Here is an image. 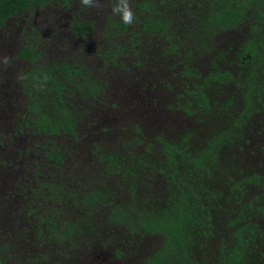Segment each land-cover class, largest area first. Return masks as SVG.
<instances>
[{"label":"trees","instance_id":"16d2710c","mask_svg":"<svg viewBox=\"0 0 264 264\" xmlns=\"http://www.w3.org/2000/svg\"><path fill=\"white\" fill-rule=\"evenodd\" d=\"M103 2L108 12L101 8L96 16L104 17L106 28L98 31L103 24L97 26L89 12L94 0L90 5L83 0H0V26L18 11L33 10L39 27L44 20L63 39L53 47L47 41L53 35L45 37L42 31L17 58L33 64L46 54H58L72 40L86 55L90 48L101 77L102 70L122 67V100L125 92L130 97L129 91L134 93L132 85L137 87L135 121L130 119L134 135L115 148L96 143L100 154L95 158L108 163L100 170L101 189L82 196V188L73 186L69 196L89 200V216L95 201L115 200L116 225H126L133 235L161 239L146 264H264V147L255 145L258 125L264 123V0H128L132 24L114 12L120 0ZM152 49L158 53L156 63H149ZM127 54L139 60L123 62ZM169 56L182 66L179 79L170 74L162 78L173 82L168 95L173 99L164 107L171 119L146 128V107L155 109L151 120L160 117L154 116L160 110L154 94L161 81L151 77L143 84L129 77L134 72L142 76L148 63L155 64L153 69L161 62L164 67ZM131 66L141 68L127 71ZM90 67L68 58L21 76L29 97L22 105L25 126L54 137V146L61 136L77 140L81 122L93 117L84 103L91 97L98 100L112 84L108 77H92ZM232 81H237L234 89ZM139 90L150 91L148 104ZM96 108L100 119L116 113L122 122L128 116L117 111L121 106ZM141 132L148 137L141 139ZM57 149L62 150V143ZM46 159L60 164L63 157L48 154ZM57 182L53 179L52 199L60 202L67 194ZM10 196L12 192L8 200ZM69 226L74 229L75 223Z\"/></svg>","mask_w":264,"mask_h":264},{"label":"flooded vegetation","instance_id":"af4514ba","mask_svg":"<svg viewBox=\"0 0 264 264\" xmlns=\"http://www.w3.org/2000/svg\"><path fill=\"white\" fill-rule=\"evenodd\" d=\"M32 12L18 11L3 22L0 48L16 28L26 35L30 32L29 41L22 42V48L28 42H34L31 37L36 38L34 29L37 25L26 18ZM87 52L91 54L90 48ZM15 57L11 55L9 63L12 64L5 68L7 72L19 61L30 62ZM1 59L0 53V62ZM20 81L21 73L17 78L19 86ZM25 91L21 86L20 94L27 101L29 97ZM101 99L98 97L92 103ZM84 105L93 117L81 122V135L77 140L68 137L63 141L61 151L57 149L60 143L53 145L54 137L36 133V129L25 126L27 121L22 122V118L6 120L4 114L0 115V264H146L155 253L149 250L145 241L148 237L131 232L130 237L135 242L126 243L130 249L117 248V239L122 244L125 236L118 238L114 232L115 200L95 201L93 215L89 216V200L85 202L80 198L76 201L68 194V188L73 186L82 188V196L87 191L100 190L104 184L100 170L106 169L108 164L98 161L94 154H100L96 152V143L102 146L100 137L108 132L111 120L98 118L99 109L88 101ZM116 120L114 122H119ZM48 154H62L63 159L57 161L60 164L49 162ZM53 179L58 180V185H62L67 194L60 202L52 199ZM10 192L13 197L8 200ZM70 222L75 223L74 229L69 226ZM160 245L162 242L158 249ZM77 246L78 251L74 250Z\"/></svg>","mask_w":264,"mask_h":264},{"label":"rangeland","instance_id":"374dc122","mask_svg":"<svg viewBox=\"0 0 264 264\" xmlns=\"http://www.w3.org/2000/svg\"><path fill=\"white\" fill-rule=\"evenodd\" d=\"M102 1V2H101ZM100 3L101 5L97 2V0H94V9L89 10V12L93 15V19L94 21H98L97 22V26H99L100 24H103L101 26L98 27V31H100L101 28H106V24L103 23L104 21V17H100V16H96L99 13L102 12V9L105 11V13L108 12V10H106V5L104 4V0H101ZM131 1V0H130ZM102 8V9H101ZM133 12V10H132ZM85 13V12H83ZM33 14V12H32ZM36 15V14H35ZM35 15H31L29 14L28 17H26L27 19L33 20L37 27L35 30V34H39L38 36L40 37L42 31H44L45 33V37H48L49 33H51L53 35V38H48L47 41H50V45L51 46H55L56 43H61L63 41L62 38H60V36L57 33H54V30H48L47 25L45 24L44 20L41 21L42 27H39L40 24V19L36 18ZM33 16V18H32ZM15 29V28H14ZM28 32V31H26ZM65 34H63L65 37H69V33L64 31ZM30 35V32H29ZM29 35L23 34L21 33V31L19 30V28H16V30H14V34L10 37L6 39V43L4 46H2L0 48V53L2 55V59L0 62V115H5V119L8 120L9 118H11L12 120H19L21 118V116L25 113L24 107L22 106L25 99L24 97L20 94V87L19 84H17V78L19 77V74L21 73L24 74L25 71H28L29 69H32L33 67L36 68L38 66H41V64L44 63H58L60 62V60H67L68 58H72L74 59V62H78L79 60L83 63V64H87L90 65L92 64L91 70H94L92 77L97 76L98 78L102 79V77H108V81L109 83L112 84H108L109 86L106 88V92L105 94H102V96H100L102 99H104V101H99L98 103H92L91 105H95V107H101L102 111H106L108 110V108L111 106L110 104H116L117 107L119 108L121 106V108H119L120 113H127L128 116L126 117V120L121 122L122 117L118 118L120 119L119 122H114V120H116V117L119 114L114 113L113 117H104L101 119H106V120H111L110 121V125L108 126L109 130L107 133H103L102 136L100 137V143L103 147L105 148H115L117 147L119 144H121V142H123L127 137L129 136H133L134 133H132V122L130 119H132V121L134 122L135 120H133L134 118V114L136 113V109L133 108V103H135L136 97L138 96V91H137V87L135 85H132L131 88L134 86L135 91L134 93H132L131 91H129L131 97L125 92L124 93V100L123 99V86L121 85V83H119V81L121 80V75L122 73H125L124 70H122L121 66L115 67V68H107L105 70H102V77L101 75L97 74L98 71H101L100 66L98 65L97 67L95 66L94 63V57L92 54L88 53L87 55L84 54L83 52H80L79 49V44L80 43H73L72 40H70V42L63 48L59 49L58 54H54V52H52L51 55H45L42 58L36 59L32 66L30 65V62L28 63L27 61H19L17 62L12 70H9L7 72V70L5 68L9 67L10 64V57L11 55H13V57L18 56L22 51V42L26 41L29 39ZM3 39V37H1ZM10 41H12L11 43H9ZM29 41V40H28ZM43 39H40L38 41V44H43ZM46 41V42H47ZM11 44V45H9ZM37 44V43H36ZM72 45V46H71ZM59 46H62L59 45ZM58 46V47H59ZM55 51V50H54ZM152 52L150 53L149 58H151V60L149 61V63H156L158 62V59H155V57H157L158 53L155 51V49L151 50ZM76 53H78L76 56L74 55ZM80 52V53H79ZM60 53V54H59ZM165 53V52H164ZM135 56V55H134ZM133 55H128L127 56H123V58H121V60L123 62H134V61H138L139 58L138 57H134ZM16 58V57H15ZM164 62V61H163ZM146 66V71L142 73V76H140V73L138 72H134V76L131 75L129 78L131 79L133 77L134 82L136 83L137 80L141 81L143 84H147L150 83V78L153 77L154 79H159L161 82L158 84V94H154V96L160 100V105H159V111L158 113L156 112V114L154 116L157 115V117L160 114L159 119L157 120H151L150 114L151 111H153L155 113V109H149L147 108V104H148V100L151 99L150 97V91L149 92H142L140 91V87H138V89H140L139 91L145 95V97H147V104L144 106L146 107L147 110V115L143 116L145 118V120H143V124L146 128H151L152 124H165V122H167L165 119H171V116L169 114H167L166 110L164 109V107H167V105L170 104L171 100L173 99V96H171V98L168 96L169 93H172L173 91H171L169 89V87L173 86V82H171L169 79L168 80H162V78L167 74L172 77L178 75L182 72V66L181 69L179 67V65L177 64V61L174 59V56H169L167 59V62L165 63L164 67L166 66V68H164L162 66V62L156 64V67L153 69V67L155 66V64H149ZM95 66V68H94ZM99 67V69H97ZM140 69V67H136V66H131L130 68H127V71H132L134 69ZM104 69V68H103ZM179 79V78H178ZM178 79H174L175 84L177 85ZM235 81V79H234ZM230 82V86L231 89L233 88V84H235L236 82ZM159 82V81H158ZM1 83H3V86L1 85ZM139 85L141 84L140 82L138 83ZM130 88V89H131ZM234 89V88H233ZM175 96V95H174ZM4 98V99H3ZM176 98V97H175ZM3 99V100H2ZM82 99V97L80 98ZM2 100V102H1ZM94 100V97H91L90 100H88V102H92ZM96 101V100H95ZM126 104H123L125 103ZM4 103V104H3ZM3 106H6V108H4ZM126 107H128V110L126 111ZM114 110L116 109V106L114 105V107H112ZM149 117V118H148ZM147 118V119H146ZM160 120V121H159ZM165 120V121H163ZM117 121V120H116ZM129 121V122H128ZM6 121H4L5 123ZM258 135L256 136L257 138V142H255V145L258 148L264 147V123L263 124H259L258 125ZM138 136L141 139H146L148 136L146 134H144V132H141L138 134ZM67 138V136H61L59 137L58 143H62L63 146V141H65ZM93 138V137H92ZM255 146V148H256ZM136 149V150H135ZM141 149V145H139L137 148H134V152H139ZM258 151V150H257ZM255 154H263L262 151L255 153ZM144 176L142 177L141 181L143 180ZM140 185V184H139ZM5 186H8V184H6ZM140 187V186H139ZM11 206H13L11 204ZM114 232L115 234L118 235V238L120 236H125L124 237V242L122 244L119 243L118 239H117V248L118 249H130L129 248V244H126L128 241L131 242H135V240L130 237V231L127 229L126 225H116L114 227ZM122 234V235H121ZM141 236V235H138ZM150 236V235H149ZM148 244H149V250H153L155 251L157 248V246L161 243V239H156L153 237H148L147 240H145ZM80 246V244L78 245ZM76 247L74 250L79 249V247ZM131 248H133L131 246Z\"/></svg>","mask_w":264,"mask_h":264},{"label":"clouds","instance_id":"9594fccd","mask_svg":"<svg viewBox=\"0 0 264 264\" xmlns=\"http://www.w3.org/2000/svg\"><path fill=\"white\" fill-rule=\"evenodd\" d=\"M83 3L85 5H90L92 3V0H83ZM114 12L121 14V19L124 23H133V12L128 3V0H120V4L114 8Z\"/></svg>","mask_w":264,"mask_h":264}]
</instances>
